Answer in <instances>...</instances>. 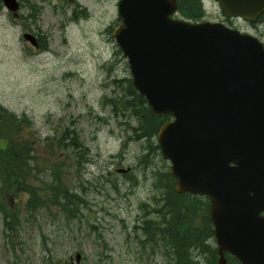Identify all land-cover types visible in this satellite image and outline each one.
I'll list each match as a JSON object with an SVG mask.
<instances>
[{"label": "rangeland", "instance_id": "obj_1", "mask_svg": "<svg viewBox=\"0 0 264 264\" xmlns=\"http://www.w3.org/2000/svg\"><path fill=\"white\" fill-rule=\"evenodd\" d=\"M22 2L14 14L0 4V105L29 116L40 137L65 126L74 128L89 148L90 160L79 173L75 169L64 177L85 199L82 216L65 221L42 211L32 214L18 235L6 238L0 232V264H76V252L82 264H161L159 251L138 242L140 204H153L155 194L152 169L138 166L141 142H125L130 130L120 124L123 119L109 113L102 99L112 93V77H130L112 36L120 23L118 0ZM202 2L205 20L223 22L264 42L257 26L225 16L216 0ZM32 6L39 11L36 22L22 17ZM23 32L44 33L47 49L34 48L22 38ZM111 65L114 71L108 76ZM37 154L41 158L43 149L38 147ZM154 163V169L168 168L160 156ZM126 167L132 168L129 176L115 171ZM25 198L19 195V205Z\"/></svg>", "mask_w": 264, "mask_h": 264}, {"label": "water", "instance_id": "obj_2", "mask_svg": "<svg viewBox=\"0 0 264 264\" xmlns=\"http://www.w3.org/2000/svg\"><path fill=\"white\" fill-rule=\"evenodd\" d=\"M1 1L19 8L18 0ZM216 1L247 20L264 10V0ZM117 5L112 34L134 86L153 114L173 116L157 140L175 190L208 197L219 264L224 252L264 264V43L221 22L172 17L176 0Z\"/></svg>", "mask_w": 264, "mask_h": 264}, {"label": "trees", "instance_id": "obj_3", "mask_svg": "<svg viewBox=\"0 0 264 264\" xmlns=\"http://www.w3.org/2000/svg\"><path fill=\"white\" fill-rule=\"evenodd\" d=\"M176 2L180 17L192 21L204 18L201 0ZM20 6H23L22 0ZM31 9L22 17L36 22L38 8L32 6ZM79 12L83 13V10ZM251 23L264 37V11ZM38 36L40 48L47 49V36L39 33ZM111 83L121 92L114 96L104 95V104L111 113L130 112L137 116L133 136L146 140L147 153L138 157L145 166L160 155L154 139L157 119L151 120L148 116L145 98L133 87L131 78H113ZM32 124V119L25 113L19 115L0 105V232L6 238L24 230L33 218L32 214L47 211L52 219L69 221L82 216L80 206L85 203L84 197L67 185L64 177L75 169L78 172L90 160L89 148L70 126L61 128L54 135L40 137ZM38 147L43 149L41 158L37 154ZM39 160L43 161L42 165ZM41 171L47 177H42ZM155 174L159 194L150 210L145 203L141 205L139 228L143 239L139 243L153 252L159 251L163 258L161 264H218L213 225L207 215L208 199L186 192L177 193L173 188L174 177L166 167L156 169ZM21 194L26 198L19 205L17 198ZM224 256L226 264H241L228 253Z\"/></svg>", "mask_w": 264, "mask_h": 264}, {"label": "flooded vegetation", "instance_id": "obj_4", "mask_svg": "<svg viewBox=\"0 0 264 264\" xmlns=\"http://www.w3.org/2000/svg\"><path fill=\"white\" fill-rule=\"evenodd\" d=\"M150 114H151V113H150ZM150 114H149L148 116H149L151 119H154V118L151 116L152 114H151V115H150ZM130 118H131V119H134V120L136 121V119H135L134 116L131 115ZM116 169H117V168H116ZM130 173H131V171H130V169H129L127 172H125V173H123V174H124V175H129ZM154 184H155V183L152 184L153 189H155ZM153 198H155V197H152V199H153ZM149 210H150V209H149Z\"/></svg>", "mask_w": 264, "mask_h": 264}]
</instances>
